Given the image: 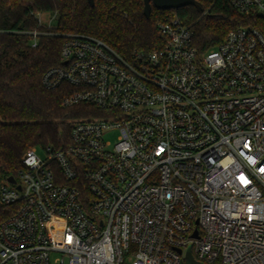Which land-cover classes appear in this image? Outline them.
I'll list each match as a JSON object with an SVG mask.
<instances>
[{
    "label": "built area",
    "instance_id": "2783aa9c",
    "mask_svg": "<svg viewBox=\"0 0 264 264\" xmlns=\"http://www.w3.org/2000/svg\"><path fill=\"white\" fill-rule=\"evenodd\" d=\"M227 2L264 17V0ZM157 29L159 47L130 55L67 37L43 84L90 111L0 183V264H187L190 246L204 264H264V32L202 51L178 16Z\"/></svg>",
    "mask_w": 264,
    "mask_h": 264
},
{
    "label": "trees",
    "instance_id": "16d2710c",
    "mask_svg": "<svg viewBox=\"0 0 264 264\" xmlns=\"http://www.w3.org/2000/svg\"><path fill=\"white\" fill-rule=\"evenodd\" d=\"M193 6L144 15L143 0H0V177H16L23 156L34 146L64 147L70 142L72 123L90 111L85 105L66 106L65 98L77 88L63 83L44 86L43 77L63 66L61 51L67 37L87 34L100 38L119 52L150 51L161 45L157 23L178 16L194 32V43L205 51L220 44L238 27L264 32V17L243 14L227 0H197ZM50 13L52 27L38 15ZM38 32L33 46L32 33Z\"/></svg>",
    "mask_w": 264,
    "mask_h": 264
},
{
    "label": "water",
    "instance_id": "95a60500",
    "mask_svg": "<svg viewBox=\"0 0 264 264\" xmlns=\"http://www.w3.org/2000/svg\"><path fill=\"white\" fill-rule=\"evenodd\" d=\"M91 6H95V0H88ZM144 1V15L147 19L151 18L153 6L160 10H170L178 9L185 6H193L199 12H203V5L197 0H143ZM8 180L12 183L16 182V179L13 176H10ZM197 232H195V236ZM181 252V250H179ZM186 262L187 264H204L195 259L191 246L186 252Z\"/></svg>",
    "mask_w": 264,
    "mask_h": 264
},
{
    "label": "rangeland",
    "instance_id": "374dc122",
    "mask_svg": "<svg viewBox=\"0 0 264 264\" xmlns=\"http://www.w3.org/2000/svg\"><path fill=\"white\" fill-rule=\"evenodd\" d=\"M38 17H39L40 23L43 24L44 26H47V27H49L51 25L53 26L57 22L56 17H54L50 13H40L38 15ZM111 139H114V137L111 136ZM36 152H37V154L39 156H42V157L45 156V151H44V149L41 146L37 147V151ZM4 181H5V179L3 177H1L0 178V183H4Z\"/></svg>",
    "mask_w": 264,
    "mask_h": 264
}]
</instances>
